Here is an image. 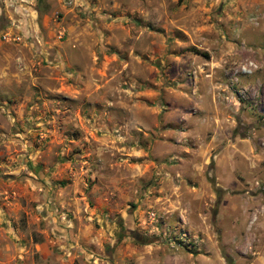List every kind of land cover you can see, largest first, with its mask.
Listing matches in <instances>:
<instances>
[{"label":"rangeland","instance_id":"1","mask_svg":"<svg viewBox=\"0 0 264 264\" xmlns=\"http://www.w3.org/2000/svg\"><path fill=\"white\" fill-rule=\"evenodd\" d=\"M0 264H264V0H0Z\"/></svg>","mask_w":264,"mask_h":264}]
</instances>
